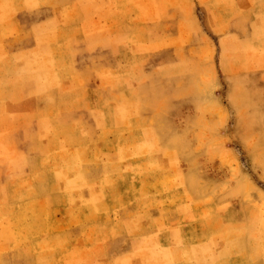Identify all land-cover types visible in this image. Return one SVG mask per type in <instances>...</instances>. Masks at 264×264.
I'll list each match as a JSON object with an SVG mask.
<instances>
[{
  "label": "rangeland",
  "instance_id": "1",
  "mask_svg": "<svg viewBox=\"0 0 264 264\" xmlns=\"http://www.w3.org/2000/svg\"><path fill=\"white\" fill-rule=\"evenodd\" d=\"M0 264H264V0H0Z\"/></svg>",
  "mask_w": 264,
  "mask_h": 264
},
{
  "label": "bare ground",
  "instance_id": "2",
  "mask_svg": "<svg viewBox=\"0 0 264 264\" xmlns=\"http://www.w3.org/2000/svg\"><path fill=\"white\" fill-rule=\"evenodd\" d=\"M129 145V144H128ZM130 146V145H129ZM57 151V150H56ZM66 188V187H65ZM33 225V224H32ZM35 226V225H34ZM8 231H9V229H8ZM112 231V230H111ZM114 231V230H113ZM31 235V234H30ZM16 236V235H15ZM9 238V237H8ZM12 238V237H11Z\"/></svg>",
  "mask_w": 264,
  "mask_h": 264
}]
</instances>
